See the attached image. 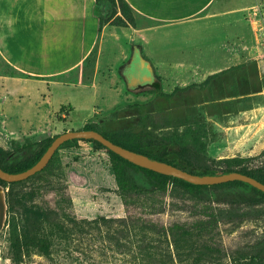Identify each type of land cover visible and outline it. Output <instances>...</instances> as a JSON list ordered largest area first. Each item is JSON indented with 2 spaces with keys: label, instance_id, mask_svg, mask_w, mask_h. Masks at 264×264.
Masks as SVG:
<instances>
[{
  "label": "rangeland",
  "instance_id": "374dc122",
  "mask_svg": "<svg viewBox=\"0 0 264 264\" xmlns=\"http://www.w3.org/2000/svg\"><path fill=\"white\" fill-rule=\"evenodd\" d=\"M222 7L244 8L211 22L196 23V27L204 33L207 32L204 29L212 26V34L228 31V35L210 41V44L203 42L194 50H186L180 66H151L161 91L168 93L174 87L183 88L190 84L198 86L208 75L251 59L256 60L260 72L264 73V0H228L226 6ZM135 20L134 16L135 24L132 27L137 26ZM140 25L150 24L143 21ZM174 30L171 28V31ZM169 32L170 29H159L135 33L130 26L109 24L96 36L98 45L87 58L80 80L74 73L49 84L35 79H0V151L10 153L9 158L22 155L25 150L14 152V144H32L33 150L39 141L65 131L83 129L86 123H98L104 130L116 127L139 130V114L134 109H128V106L154 100L153 85L127 87L120 68L133 55L134 45L140 48L148 61L154 59L152 63L155 60L167 61L169 56L150 49L149 42L151 44L155 39V43L152 42L154 46L159 38L164 39ZM97 56L99 68L93 76ZM174 57L169 58L173 61ZM2 73L15 74L0 58ZM244 84L242 79L223 80L216 77L205 92L197 88L178 92L169 102L159 99L150 104L151 107L135 110L148 112L151 109L144 124L146 130L153 134L156 130H153L150 122L157 125L161 133L173 121L199 114L206 118L211 132L207 143L210 156H254L264 149V84L260 92L242 100L239 94L248 90ZM205 104L209 106L207 109L204 108ZM61 106L67 109L59 110ZM115 112L117 114L112 118ZM107 118L111 119L104 121ZM69 170L84 174L87 184L82 188L72 185L67 177ZM132 176L143 188H149L139 173L132 172ZM116 188L109 171L106 151L89 142L76 141L57 149L50 164L39 174L25 179L18 186L7 185L5 196L12 195L18 203L14 211L20 215V228H40L43 232L51 224L64 223L66 218L61 216V211L69 213L75 220L136 216L152 219L164 226L174 222H191L197 216L192 201L171 197L168 192H153L156 204L153 208L135 205L124 207ZM242 191L245 192L244 189L208 190L207 198L215 208L222 207L226 205L227 199L237 197L236 194ZM63 200H67L70 205ZM6 204L7 218L0 232V264H11L8 258V233L12 213L9 202ZM240 210H246L245 215L234 231H226L232 226L228 223L219 226L221 246L229 252L228 260L238 252L251 251L253 246L264 242V202ZM84 225L86 229L81 233H72L67 239H55L49 256L38 250H30L28 256H20L19 264H140L132 251L118 245L121 240L116 231L119 223L101 227V237L88 224Z\"/></svg>",
  "mask_w": 264,
  "mask_h": 264
},
{
  "label": "trees",
  "instance_id": "16d2710c",
  "mask_svg": "<svg viewBox=\"0 0 264 264\" xmlns=\"http://www.w3.org/2000/svg\"><path fill=\"white\" fill-rule=\"evenodd\" d=\"M94 12L98 19L97 31L99 33L106 24L115 26H134L135 24L133 10L125 0H95ZM262 76H264V73L260 72L256 61L249 60L208 75L198 86L190 84L183 88L174 87L168 93L161 91L159 81L156 79L152 84L154 100L143 104L133 103L128 106V109H134V112L139 114V130H132L128 127L104 130L98 123H86L83 129L95 130L117 145L172 164L190 173L217 174L239 172L264 184V149L254 156L215 158L207 152V143L211 132L204 116L198 114L192 118L173 121L161 133L158 132V126L150 122L153 130H156V133L153 134L150 130H146V125L144 124L151 109L148 112L146 110L136 112L135 110L139 107H149L150 104L159 101V99L169 102L178 92L196 90V88L205 92L210 86L211 80L216 77L223 80L231 78L242 79L245 83L244 86L248 87V90L243 91L244 93L239 94L238 97L244 100L261 91V87L264 84ZM208 107L205 104L204 108L207 109ZM63 109L67 108L61 106L59 110L64 111ZM116 114L117 112L113 113L111 115L112 118ZM110 119L107 118L104 121ZM57 135L39 141L36 143L37 147L33 150L31 149L32 144L24 146L14 144V152L25 150V153L12 158H9L10 153L0 151V168L9 173L26 170L40 158ZM76 141L89 142L96 148L106 151L109 171L113 175L117 187V195L124 207L128 208L130 205H135L153 208L156 205L152 195L153 192H168L171 197L192 201V204L197 209V216L191 222H174L169 226H164L152 219L136 216H129L123 219L99 217L91 221L75 220L69 213L61 211V216L66 218L64 223L51 224L43 232L40 228L26 230L19 227L21 218L14 211L18 203L14 201L12 195H9V197L6 196V203L9 202V209H11L12 213V223L8 233V258L11 264H19L18 259H20V256L22 254L28 256L30 250H38L42 254L49 256L55 239H67L72 233L83 232L86 229L84 224H88L97 233L98 237H101L100 228L109 227L111 223L120 224L116 230L121 238L118 245L125 247L128 251H132L140 264H264V242L262 245L253 246L254 249L251 251H240L236 256H231L228 260L229 252H226L221 246V231L219 228L220 225L228 223L232 226L226 228V231H234L243 219L242 216L245 215L246 210L241 212L240 208H253L264 202V193L260 190L237 180L213 185H193L181 179L134 165L93 140L72 139L62 143L57 149ZM11 143H14L13 140H11ZM52 159L53 155L42 170L28 178L43 171ZM132 172L139 173L149 188L145 189L136 183ZM24 180L11 183L0 180V185L4 188L7 185L10 187L18 186ZM236 189H244L245 192H238L236 194L237 197L227 199L226 205L222 207L218 206L215 208L212 205L213 202L207 198L208 190L235 191ZM63 201L68 204L67 200ZM122 240L127 241L123 242Z\"/></svg>",
  "mask_w": 264,
  "mask_h": 264
},
{
  "label": "crops",
  "instance_id": "0c3cea01",
  "mask_svg": "<svg viewBox=\"0 0 264 264\" xmlns=\"http://www.w3.org/2000/svg\"><path fill=\"white\" fill-rule=\"evenodd\" d=\"M125 1L136 19L137 26H130L133 32L170 29L156 45H152L155 39L151 44L149 42V47L169 57L175 56L173 61L168 57L165 62L155 60L152 63L154 59L148 58V61L140 48L134 45L149 66L182 65L181 59L186 50H194L203 42L210 44V41L219 40L230 33L221 31L212 34V26L202 33L196 23L211 22L244 8L222 7L226 6L228 0ZM94 4L95 0H0V58L15 72L14 75L2 73L0 79H35L49 84L63 80L70 73L77 75L79 80L83 78L85 62L98 45L96 36L109 26L106 24L100 33L97 31ZM143 21L150 25L141 26L140 22ZM171 28L175 30L171 31ZM98 65L97 56L93 76L98 72Z\"/></svg>",
  "mask_w": 264,
  "mask_h": 264
},
{
  "label": "water",
  "instance_id": "95a60500",
  "mask_svg": "<svg viewBox=\"0 0 264 264\" xmlns=\"http://www.w3.org/2000/svg\"><path fill=\"white\" fill-rule=\"evenodd\" d=\"M1 107V103H0ZM72 139H85L97 141L104 147H106L111 152L119 155L121 158L127 160L128 162L137 165L139 167L152 170L154 172L181 179L187 183L193 185H213L219 184L227 181H241L253 188H256L264 193V184L257 181L256 179L247 176L239 172H227V173H217V174H195L188 171L182 170L172 164L166 163L164 161H159L150 158L144 154L137 153L126 149L120 145L111 142L109 139L105 138L101 133L92 129H79L70 130L58 134L53 138L48 147L45 149L40 158L29 168L17 173H9L0 168V180L11 183L24 180L34 173L42 170L52 157L55 150L64 142ZM69 182L77 187H84L87 184V177L75 170H69L67 173ZM7 218V204L5 197V188L0 185V232L5 226Z\"/></svg>",
  "mask_w": 264,
  "mask_h": 264
},
{
  "label": "flooded vegetation",
  "instance_id": "af4514ba",
  "mask_svg": "<svg viewBox=\"0 0 264 264\" xmlns=\"http://www.w3.org/2000/svg\"><path fill=\"white\" fill-rule=\"evenodd\" d=\"M133 50V55H130L120 68L121 76L126 80L127 87L139 88L147 84H153L155 77L151 66L137 49L133 48Z\"/></svg>",
  "mask_w": 264,
  "mask_h": 264
}]
</instances>
